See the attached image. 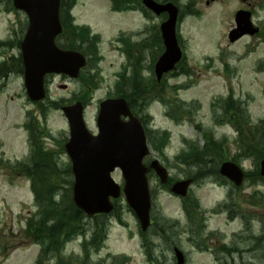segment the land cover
I'll return each mask as SVG.
<instances>
[{
  "label": "rangeland",
  "instance_id": "obj_1",
  "mask_svg": "<svg viewBox=\"0 0 264 264\" xmlns=\"http://www.w3.org/2000/svg\"><path fill=\"white\" fill-rule=\"evenodd\" d=\"M174 1L180 9L176 32L185 58L176 75L165 79L166 85H163L161 93L163 95L166 91L164 95L168 100L174 98L177 101L176 96L180 98L184 109L171 112L177 117L174 122L166 114L169 106L165 107L160 101L161 96H156L157 101L148 103L137 113L148 116L146 127L154 133L162 130L169 132H166L170 137L169 142L165 143L166 147L158 151L149 144L150 153L144 161L148 163L150 159L157 158L176 182L184 177H192L195 172L196 166L189 168L173 156L184 148L183 139L198 140L199 146L202 145L196 123L204 129L213 130L216 138H225L222 144L223 150L227 152L224 153V160L232 159L243 145V141L238 138L235 122L223 120L217 125L211 119L208 105L212 99L227 96L231 89L233 96L243 101L242 111L251 124L264 122V0ZM11 2L0 0V42H11L10 45L0 44V161L15 162L28 154L26 133L20 126L27 113H30L33 117L32 127L40 125L46 130L39 139L35 136V142L54 154L56 165L63 174L67 166L70 168L69 158L61 150L68 138V123L60 108L50 106L49 101L59 106L74 102V98L81 94V80H70L63 75L47 76L48 97L42 105L31 103L25 92L21 63L18 61L19 42L27 26V17L23 11L13 9ZM63 2L67 5L71 0ZM110 3L111 0H74L69 9L70 29L78 43H81V52L89 49L96 52L93 58L90 57L94 67L87 72V75L95 77L96 85L86 96V99L91 97L83 111L85 124L91 133L97 131L99 102L121 94H116L114 85L118 79L116 74L126 65V57L119 51L116 37L122 33L134 34L132 39L135 41L130 39L132 42L151 38L164 20V15L155 16L141 3L131 8L135 10L124 12L112 11ZM248 5L253 8V22L260 33L243 34L230 42L228 33L235 25L234 13L240 8H248ZM83 26L90 30L87 37L78 34V28ZM95 34L99 38L93 48L90 39ZM72 38L68 36L67 40L72 41ZM156 51L154 57L149 50L141 54L143 78L152 76L149 66L162 52V48ZM65 84L66 88H61ZM174 85H179V88H174ZM120 88L126 89L125 86ZM121 96L127 99L125 95ZM41 106L46 110L45 118L40 113ZM190 112L191 115H187ZM178 119L183 121L179 123ZM246 153L249 157L235 160L245 173H249L240 188L234 187L227 179L220 182L219 175L210 172L208 167H203L206 173L192 183L189 195L198 200L199 207L195 208L199 213L198 222L204 220V232L198 235L199 245L189 239L182 199L170 193L169 189L161 188L154 173H149L153 219L148 230V246L154 264H175L171 256L173 245L185 253V264H264V180L254 176L258 172L259 161L256 162L251 153ZM30 169V163L0 167V264H34L39 250L23 234L25 219L35 210L28 190ZM112 177L118 183L123 181L119 169L114 170ZM72 180V174L65 173L58 182L60 188L63 187L55 197L56 202H62L60 206H63L66 197L71 198ZM225 205L226 210L222 208ZM115 207L113 213L104 217H84L81 226L85 233L69 237L70 240L61 246L60 258L45 255V264H56L58 259L64 260L66 264H150L145 258L143 236L139 232L137 219L123 196L115 202ZM229 212H232L230 217L227 216ZM101 226L106 231L99 236L104 240L99 250L85 251L83 243L95 231L103 228ZM160 229L165 235L160 231L161 236L158 238L156 234ZM233 242L236 249L231 247L221 250L224 244L228 247ZM156 245L161 246L154 248Z\"/></svg>",
  "mask_w": 264,
  "mask_h": 264
},
{
  "label": "water",
  "instance_id": "obj_2",
  "mask_svg": "<svg viewBox=\"0 0 264 264\" xmlns=\"http://www.w3.org/2000/svg\"><path fill=\"white\" fill-rule=\"evenodd\" d=\"M156 15L166 13L161 22L160 35L163 53L154 65L157 81L164 72L175 68L182 56L176 39L178 9L174 3L142 0ZM16 8L23 9L29 17V25L21 42L23 78L26 94L31 101L45 96L44 77L51 73H64L75 78L85 65V57L73 50L59 48L54 38L61 31L58 19L59 0H13ZM250 13L240 10L235 14L237 27L231 30L229 40L234 41L244 33L253 34ZM61 88H65L62 85ZM69 125V138L65 150L71 161L73 173L72 200L87 215L107 213L112 208L111 198L124 194L129 207L144 230L149 224L150 195L146 173L153 169L161 183L167 181V171L157 160L147 167L142 163L147 153L145 135L139 120L133 116L124 98H108L100 103L96 123L98 134H91L83 121L82 104L78 101L61 106ZM121 116L127 117L124 121ZM259 173L264 177V158L260 160ZM116 168L124 179L123 187L111 177ZM219 173L227 176L235 185L244 177L239 165L225 160ZM191 179L175 182L171 191L185 196ZM177 264H182L181 252L175 249Z\"/></svg>",
  "mask_w": 264,
  "mask_h": 264
},
{
  "label": "trees",
  "instance_id": "obj_3",
  "mask_svg": "<svg viewBox=\"0 0 264 264\" xmlns=\"http://www.w3.org/2000/svg\"><path fill=\"white\" fill-rule=\"evenodd\" d=\"M73 1L74 0H71V2L61 11V19L64 26L62 34L60 35V46L66 49L82 51L81 43H78L76 35L70 29L69 9L72 7ZM139 3L140 0H113L112 8L114 10H131V8L136 7ZM64 4L65 3H63L62 6H64ZM65 14L67 15V20L65 19ZM78 29L79 36L87 37L88 34H90L88 27L83 26ZM68 36L73 37L72 41L67 40ZM130 39V37L124 36H120L118 39L121 45L120 49L126 56L127 66L130 67V71L127 74V67H124L119 74V80L115 84L116 93L118 92L125 95L130 107L135 112H138L139 109H144L149 101L154 99L157 100L158 97L156 96H161L160 98L162 100L160 101H162L166 107L169 106L170 108L167 111V114L171 118L177 120V117L171 112L174 109H178V111L182 110L181 103H179L178 99L177 101L174 100V98L173 100L166 99L164 95L166 91H164L162 95L161 90L163 85L165 86L164 82L158 85L152 77L143 78L144 76L141 72V54H144L146 50H149L151 55H153V53L155 55L157 53L156 50L162 48L158 31L156 30L153 37H145L138 42H132ZM97 40V35H91L90 43H93V48ZM86 51L87 52L83 53L89 54L91 58L96 55L95 50L89 49ZM91 58L89 59V68L93 61ZM18 61H20V58ZM92 63L94 64V62ZM179 65L183 66V62L179 63ZM151 67L152 65L149 66V69ZM80 80L83 85V94L78 98L86 99L90 90H88V88L95 86L96 80L94 76H89L87 74H82ZM122 86H125L126 89L120 88ZM49 104L52 107H58V103L54 101H49ZM212 108L213 119H215L217 124H221V122L225 120L227 123L235 122V125H237L238 138L243 141V145L240 146L239 152L232 158V160L245 159L249 157L246 153L248 152L254 155L256 162H258V160L264 155V122L259 121L256 124H251L246 113L242 111L240 102L234 101L231 96L227 99L217 100ZM42 114H44L43 106ZM147 135L153 147L156 150L161 151L167 142L168 135L166 132L152 133L149 131ZM30 136L33 140V147L31 154L28 156L26 165L27 163H30L31 166L30 173L28 172V177L31 179V189L37 204V215L36 217H31L27 220L25 234L31 236L36 242L41 244L42 257L39 260V263L43 264L45 255L47 254L56 257L59 256L60 258L61 246L70 240L68 239L69 237L85 233L84 227L81 226V222L86 216L80 209L75 207L70 197H66L67 199L62 204L63 206H60L62 202L58 203L55 201V197L59 195L63 188H60L58 182L63 177V174H70V168L67 166L64 173L61 174L62 169L57 167L54 154L34 142L35 133L31 132ZM247 136H251V138L248 139ZM202 139L203 144L201 146H199L200 144L198 141H190L185 150H182L181 153L175 156V159L177 158V160L187 165L189 168L196 166L193 175L197 179L203 177V174L206 173L202 170L203 167H208L210 172L218 174L217 167L219 166L220 161L224 160V153H227L223 150L222 145L225 138L216 139L213 130H202ZM246 149L247 151H245ZM61 150L63 151V148H61ZM248 176L249 173L246 174L247 178ZM254 176L259 178V173L255 172ZM171 182L172 180L169 179L167 184L169 185ZM100 216L104 217L105 215H97L94 217L97 218ZM105 231L106 229L104 227L98 229V232L95 231V233L90 236L89 240L86 243H83V249L85 251H87V249L98 251L101 243L104 241L103 237L100 238L99 236L104 234ZM56 264H66V262L58 259Z\"/></svg>",
  "mask_w": 264,
  "mask_h": 264
},
{
  "label": "flooded vegetation",
  "instance_id": "obj_4",
  "mask_svg": "<svg viewBox=\"0 0 264 264\" xmlns=\"http://www.w3.org/2000/svg\"><path fill=\"white\" fill-rule=\"evenodd\" d=\"M160 231H161V229L158 230V232H157V234H156L158 238H160V236H161V235H160ZM161 233H162V232H161ZM163 235H164V234H163ZM160 243H161V242H160ZM160 246H161V245H160ZM160 246H159V245H156L154 248H158V247H160ZM172 247H173V246H172ZM151 263L153 264L154 262L151 261Z\"/></svg>",
  "mask_w": 264,
  "mask_h": 264
}]
</instances>
